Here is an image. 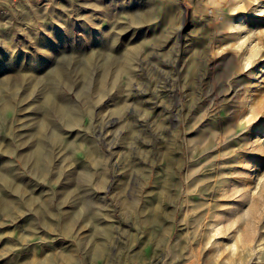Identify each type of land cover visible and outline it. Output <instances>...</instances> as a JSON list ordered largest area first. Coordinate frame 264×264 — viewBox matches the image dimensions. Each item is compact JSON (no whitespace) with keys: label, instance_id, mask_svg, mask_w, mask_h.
Returning <instances> with one entry per match:
<instances>
[{"label":"rangeland","instance_id":"1","mask_svg":"<svg viewBox=\"0 0 264 264\" xmlns=\"http://www.w3.org/2000/svg\"><path fill=\"white\" fill-rule=\"evenodd\" d=\"M1 148L0 264H264V0H0Z\"/></svg>","mask_w":264,"mask_h":264},{"label":"bare ground","instance_id":"2","mask_svg":"<svg viewBox=\"0 0 264 264\" xmlns=\"http://www.w3.org/2000/svg\"><path fill=\"white\" fill-rule=\"evenodd\" d=\"M36 148V147H35ZM3 148H1L0 150H2ZM11 149V148H10ZM9 150V146H7L5 149H4V151H6V152H9L8 151ZM11 151V150H10ZM8 154H10V152L8 153ZM38 158H39V153L38 152H35V154H34V156H33V159L36 161V160H38ZM5 167V165L3 166V163L2 162H0V184H3V183H5L6 182V178L7 177H9L8 175H9V173H10V170H9V168H4ZM5 179V180H4ZM163 193V192H162ZM162 193H158L159 195H158V199L159 200H163V199H165L166 198V196L165 195H162ZM169 197V196H168ZM161 204V203H160ZM159 204V205H160ZM249 204H250V202H249ZM158 206V205H157ZM250 206V205H249ZM248 206V208H250ZM6 207H7V203H5L4 202V199H2L1 197H0V210L2 211V212H6L5 211V209H6ZM181 207V206H180ZM247 210H249L250 211V209H247ZM248 211V212H249ZM248 212H245V213H248ZM152 213V218L150 219V221L151 222H154V221H157L158 222V220H159V213L157 212V211H152L151 212ZM248 215V214H247ZM248 226V225H247ZM170 233H171V231H170ZM169 233V234H170Z\"/></svg>","mask_w":264,"mask_h":264}]
</instances>
